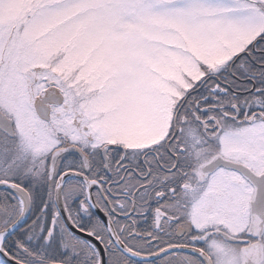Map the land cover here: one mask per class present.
Instances as JSON below:
<instances>
[{
    "label": "snow or ice",
    "instance_id": "snow-or-ice-1",
    "mask_svg": "<svg viewBox=\"0 0 264 264\" xmlns=\"http://www.w3.org/2000/svg\"><path fill=\"white\" fill-rule=\"evenodd\" d=\"M0 264H264V0H0Z\"/></svg>",
    "mask_w": 264,
    "mask_h": 264
}]
</instances>
